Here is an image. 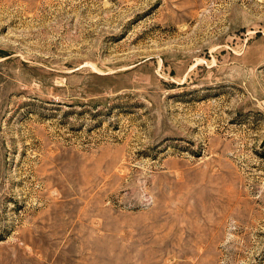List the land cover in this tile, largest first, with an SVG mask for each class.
<instances>
[{
    "label": "rangeland",
    "instance_id": "374dc122",
    "mask_svg": "<svg viewBox=\"0 0 264 264\" xmlns=\"http://www.w3.org/2000/svg\"><path fill=\"white\" fill-rule=\"evenodd\" d=\"M0 264H264V0H0Z\"/></svg>",
    "mask_w": 264,
    "mask_h": 264
}]
</instances>
